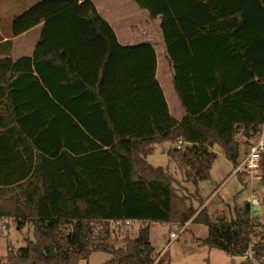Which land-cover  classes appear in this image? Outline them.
<instances>
[{
    "label": "trees",
    "instance_id": "trees-1",
    "mask_svg": "<svg viewBox=\"0 0 264 264\" xmlns=\"http://www.w3.org/2000/svg\"><path fill=\"white\" fill-rule=\"evenodd\" d=\"M135 2L156 15L166 0ZM188 2L206 8L207 24L168 25L165 11L161 24L180 120L155 77L154 49L121 46L91 0H38L13 17L12 35L43 28L32 56L0 59V193L15 191L34 234L4 264H78L99 251L110 256L102 264H170L153 258L150 222L187 221L196 210L182 207L168 170L144 157L154 143L182 138L187 145L168 152L197 186L210 180L214 144L234 163V135L264 123V0ZM248 212L212 220L202 207L192 222L207 227L204 244L229 256L251 251L240 264H254L264 242L251 245ZM120 219L147 224L123 247L92 236L93 223Z\"/></svg>",
    "mask_w": 264,
    "mask_h": 264
},
{
    "label": "rangeland",
    "instance_id": "rangeland-1",
    "mask_svg": "<svg viewBox=\"0 0 264 264\" xmlns=\"http://www.w3.org/2000/svg\"><path fill=\"white\" fill-rule=\"evenodd\" d=\"M163 87L167 97L170 98L169 88L174 91L170 77L167 83L166 81L163 82ZM258 132L259 130L254 134L251 133L250 136L244 135L242 130H238L234 135V140L238 144V154L234 163L226 158L222 150L216 149L217 155L210 169V180L200 181L197 186L185 180L177 167L176 160L171 157V161L168 155V151L175 147L177 140L182 138L173 142L163 140L156 144L149 153L148 161L151 165L166 166L164 168L174 179L172 188L183 201V206L179 205L178 208L190 206L196 210V214L202 207H205L209 217L213 220L216 215L229 214L233 216L236 210L246 207L250 219L254 222L253 231L255 234L251 237V245H253L258 241L264 242V239L261 238L264 235V164L262 162L259 172L262 176L261 179L256 178L257 174H249L244 171L234 173V169L247 152L253 139L257 137ZM238 133H241L242 136ZM214 145L218 146L217 144ZM172 164L174 166L170 168ZM253 199H256L257 202L253 203ZM253 205L257 206L256 210H252ZM0 210H3L5 212L3 214L10 218V222L7 224V232L4 233L0 230V264H4L8 253H16L19 247L25 245V238L34 239L31 223L33 217L29 208L24 207L22 201L16 197L15 191L11 190L0 193ZM21 212H24L26 216L25 224L21 229H18L16 227L18 221L24 219ZM193 217L187 221H181L175 215L164 225L150 222V238L152 239L150 241L154 246L152 254L155 261L165 256L169 258L170 264H240L246 258L245 256L248 255L249 258L253 255L251 251H248L246 255L241 257V261L232 262L231 257L224 251L202 242L207 235V227L192 222ZM146 224L143 222L129 226L125 223L119 225L111 221L106 222V225L102 222H95L92 224V236L105 234L107 236L106 242L115 247H123L132 238H135L139 230ZM181 227H184L183 231L179 233L177 238L170 241L169 233L178 231ZM105 228H107V232H104ZM109 258V254L99 251L94 252L87 260H80L78 264H102ZM252 262L264 264V256L260 260Z\"/></svg>",
    "mask_w": 264,
    "mask_h": 264
},
{
    "label": "crops",
    "instance_id": "crops-1",
    "mask_svg": "<svg viewBox=\"0 0 264 264\" xmlns=\"http://www.w3.org/2000/svg\"><path fill=\"white\" fill-rule=\"evenodd\" d=\"M36 1L38 0H0V59L9 57L12 60H16L22 56L33 55L35 46L41 36L43 22L18 35H12L11 22L15 15L26 10ZM91 1L99 15L114 31L117 41L121 46L149 44L154 49L156 57L155 77L162 89L169 113L175 119L180 120L185 115V109L179 100L174 86V91L169 88L168 94L170 98L167 97L165 88L163 87V82L166 81L167 83L169 77L171 78L173 85L172 79L174 75V69L169 60L167 47L161 29L163 12L165 11V16L167 17L166 21H168V23L166 24L172 26H191L196 23H208V18L201 14L206 8L196 3L188 2V0H174L171 4L169 3L170 0H166L165 4L155 7L156 9L162 8L164 11L157 13L156 15H151L148 9L140 7L135 0ZM209 21L211 22L210 19ZM238 135H241V133H238ZM159 143L161 142L154 143L152 148ZM216 149L224 152L223 149L216 145L210 148L215 154L217 151ZM162 152H164V150H162ZM168 155L171 158L169 152ZM148 156L149 153L144 157V160L151 165L148 161ZM151 166L157 167L161 165ZM173 166L174 164H172L170 168ZM143 222L146 224V222L142 220H139L137 224H142ZM151 223L164 225L166 222L156 221ZM230 257L232 262H235L241 261L240 259L242 256Z\"/></svg>",
    "mask_w": 264,
    "mask_h": 264
},
{
    "label": "built area",
    "instance_id": "built-area-1",
    "mask_svg": "<svg viewBox=\"0 0 264 264\" xmlns=\"http://www.w3.org/2000/svg\"><path fill=\"white\" fill-rule=\"evenodd\" d=\"M185 145H187V142H185L182 139H178L176 142L177 148H183ZM264 158V123L260 126L258 135L255 139H253L251 145L249 146L247 152L244 154L243 158L240 160V163L238 166L234 169V173L237 171H244L249 174H257V179H261L262 176L259 174L260 169L262 167V162ZM10 222V218L6 215H0V230L4 233L7 232L8 227L7 224ZM115 224H128L129 226H132L134 224H137L139 220L137 219H120L111 221ZM184 227H181L178 229V231H171L169 233V239L170 241L177 238L179 233L182 232ZM251 257V256H249Z\"/></svg>",
    "mask_w": 264,
    "mask_h": 264
},
{
    "label": "water",
    "instance_id": "water-1",
    "mask_svg": "<svg viewBox=\"0 0 264 264\" xmlns=\"http://www.w3.org/2000/svg\"><path fill=\"white\" fill-rule=\"evenodd\" d=\"M212 183H213V181H212ZM252 202H253V203H256L257 200H256V199H253ZM256 209H257V206H256V205H253V206H252V210H256Z\"/></svg>",
    "mask_w": 264,
    "mask_h": 264
}]
</instances>
